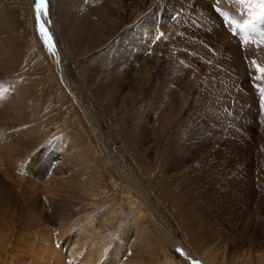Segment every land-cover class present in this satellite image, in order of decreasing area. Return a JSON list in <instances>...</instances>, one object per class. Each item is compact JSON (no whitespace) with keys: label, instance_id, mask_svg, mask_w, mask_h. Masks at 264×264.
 Here are the masks:
<instances>
[{"label":"rangeland","instance_id":"obj_1","mask_svg":"<svg viewBox=\"0 0 264 264\" xmlns=\"http://www.w3.org/2000/svg\"><path fill=\"white\" fill-rule=\"evenodd\" d=\"M33 3L0 0V264H264V44L215 10L238 9L48 0L53 54Z\"/></svg>","mask_w":264,"mask_h":264},{"label":"snow or ice","instance_id":"obj_2","mask_svg":"<svg viewBox=\"0 0 264 264\" xmlns=\"http://www.w3.org/2000/svg\"><path fill=\"white\" fill-rule=\"evenodd\" d=\"M221 0H217L219 4ZM48 0H34L33 8L35 12L37 30L43 39L49 51L54 53V46L52 45V37L42 23V18H46ZM238 9L239 18L236 15L222 11L216 8L217 13L223 18L225 27H228L233 36L240 39L242 46L250 45L252 39L259 37L258 45L264 44V31L260 30V26L264 25V0H230ZM161 35H157L156 39L159 40ZM252 66L255 67L256 80H264V66H260L256 61H252ZM264 94V88L260 89ZM179 251V249L177 250Z\"/></svg>","mask_w":264,"mask_h":264},{"label":"bare ground","instance_id":"obj_3","mask_svg":"<svg viewBox=\"0 0 264 264\" xmlns=\"http://www.w3.org/2000/svg\"><path fill=\"white\" fill-rule=\"evenodd\" d=\"M118 14V13H117ZM108 22V21H107ZM93 27V26H92ZM78 32V31H77ZM90 33V32H89ZM96 36V35H95ZM72 38H73V36H72ZM70 44V43H69ZM58 79V78H57ZM154 103V102H153ZM75 104V103H74ZM167 108V107H166ZM165 111V110H164ZM166 113H167V111L166 112H164L161 116H163L164 114H165V116H166ZM170 113V112H169ZM161 119V118H160ZM166 121V120H165ZM164 122V121H163ZM98 152H100V150L98 151ZM104 152V151H103ZM102 152V153H103ZM105 153V152H104ZM117 158H120V157H117ZM107 159V158H106ZM111 159V158H110ZM73 161V160H72ZM137 162V161H136ZM115 163V162H114ZM120 163H118V165H119ZM137 165H138V163H136ZM3 171V170H2ZM136 188H138V189H140L139 188V185H138V187H136ZM47 245L48 246H46L47 248H49V250H47V253H45L44 252V254L43 255H47V260H49V263L50 262H52V261H56V260H58V261H60L61 260V258H60V255H58V253H55L56 251H54L52 248L50 249V244H51V241L49 240V239H47ZM49 243V244H48ZM207 255V254H206ZM218 257V256H217ZM216 256L214 257L213 256V258L211 259V261L209 262L210 264H215V263H218V262H222V257L221 258H217ZM205 259V258H204ZM48 263V262H47ZM53 263V262H52ZM57 264H58V262H56ZM245 262H243V264H244ZM234 264V263H233Z\"/></svg>","mask_w":264,"mask_h":264}]
</instances>
